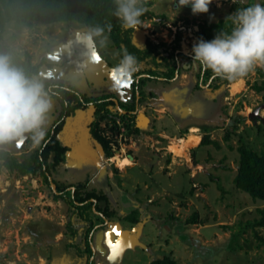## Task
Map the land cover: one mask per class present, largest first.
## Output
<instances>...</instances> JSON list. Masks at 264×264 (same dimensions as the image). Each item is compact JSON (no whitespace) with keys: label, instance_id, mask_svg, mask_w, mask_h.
Here are the masks:
<instances>
[{"label":"rangeland","instance_id":"obj_1","mask_svg":"<svg viewBox=\"0 0 264 264\" xmlns=\"http://www.w3.org/2000/svg\"><path fill=\"white\" fill-rule=\"evenodd\" d=\"M118 1L120 5L124 2L131 5L147 3L148 10L167 18L166 25L181 18L214 24L226 20L238 9L234 0ZM157 27H160V37L169 34L163 24L158 23ZM249 34L255 40L252 30ZM184 35V50L190 54L196 49L193 47L196 39L191 31H185ZM171 37L168 35L166 40ZM109 41L107 35L97 28L78 23L70 26L64 23H38L32 29L10 23L4 32L0 57L9 52L21 58L29 54L32 63L40 65L39 74L35 77L39 83L65 84L84 94L95 95L99 87L107 90L110 86L112 90L120 84L119 80H115V83H110L109 79L99 81L100 76L96 75L99 66L102 67L98 51L100 49L99 52L107 55ZM256 42L248 67L243 68L229 86L225 85L220 96L223 117L228 125L237 116L243 118L235 126L237 134L230 141L225 140L226 128L210 121L221 112L220 105L213 102L197 101L191 108H184L187 115L192 109L194 116L189 121L199 127H192L188 136V131L184 130V119V127L177 131L171 119L161 118L160 114L149 111L159 119L152 127L153 131L147 135V141L151 140V144L155 145L158 137H164L161 140L163 146L168 144L173 151L171 170L164 168V159L152 168L143 162L142 171L127 168L133 166L132 158L117 155L115 161L118 167L127 169L115 177L113 175L114 184L110 186L105 173L107 166L92 158L97 157L93 154L92 138L85 127L93 117V110L80 109L74 122L67 121L61 140L72 151L68 153V165L58 168L60 171H55L51 179L62 187L89 180L92 185L82 188L84 194L90 193L94 187L106 191L107 194L102 196L111 197L113 203L107 204L115 214L105 223L107 225L98 229V237L95 236L93 240L94 247L91 246L93 252L95 248V252L99 253L98 263L150 264L169 256L179 264H264V228L252 227L254 221L261 218L258 211L264 208V203L253 201L249 194L238 190L234 184L239 167V146L247 144L257 152L264 151L263 93L254 89L255 85H264V77L260 74L264 70V56L258 55V51L264 48V41L258 42L256 39ZM84 50L88 58L96 63L95 71L92 70L93 66L82 65ZM116 53L111 58L115 64L118 60ZM227 54L228 51L222 52L217 46L212 48L211 64ZM184 66L189 67L187 63ZM188 74L191 84L184 87H192L196 81L192 73ZM155 81L148 82L151 90L162 95L163 101H172L179 89L177 83L167 85ZM204 90L210 91L207 87ZM61 108L59 102L48 93L37 97L0 81V129L10 130L0 150L15 155L20 161L31 156L40 148ZM230 128L234 129L232 126ZM79 130H82L81 134ZM208 133L212 140L220 144V149L209 145L193 150ZM141 144L142 148L150 145L149 142ZM133 146L123 147L130 155ZM189 148L195 152L196 160L201 164L191 169H188L183 158ZM139 152L142 155L147 153L145 156L150 161L151 153H154L153 150L145 152L144 149ZM202 164L208 167L203 169ZM103 168L107 170L102 171ZM62 180H70L71 183L66 185ZM119 189H127L125 191L130 199L124 195L119 201ZM139 191V195L135 194ZM55 192L56 185L48 184L43 176L19 178L0 162V264H61L62 261L64 264H76L74 259L68 258L74 252L66 253L67 259H62L60 253H63L61 250L66 248L67 243H73L75 247L82 245L84 224L68 211L64 202L54 199ZM149 199L152 203L147 202ZM195 213L198 214V223L189 221ZM72 222H75L77 229L82 228L77 238L71 230ZM67 225V233H56L59 230L56 228ZM62 237L64 240H61ZM52 255L55 258L51 260ZM80 262L83 264L86 260Z\"/></svg>","mask_w":264,"mask_h":264},{"label":"flooded vegetation","instance_id":"obj_2","mask_svg":"<svg viewBox=\"0 0 264 264\" xmlns=\"http://www.w3.org/2000/svg\"><path fill=\"white\" fill-rule=\"evenodd\" d=\"M234 1L238 5L237 0ZM256 2H257L256 3L257 12L259 13L258 19L244 20L241 23L237 22L238 34L240 35L241 39H243L241 51H242V55L245 58V62L237 65V67H235V69L232 71V74L225 75V78L232 77L234 80L236 76H239L242 69L248 67L247 64L250 63L251 59L253 58V54L255 52L254 43H257L256 39L258 42L264 41V33H263L264 18L262 14L263 8L261 7V10L259 12L258 3H260V1H256ZM238 13H239V5L234 15L228 17L224 21L222 20L214 24H209L206 21H196V20H191L189 18H181L178 21H172L170 24L168 23V25H166L168 21L167 18L163 15H157L156 13L155 14L157 15V17L152 19H148V20L137 19L136 21L126 22L123 29L125 31L127 30L131 31L129 34L130 42L134 47H136L138 51L137 50L134 51V49H131V51L127 50V46L124 45H122V48L120 49L119 46L115 44V42H113L106 33H104L111 40L109 41L110 50L107 52V55H103L101 52H99L100 51L99 49L98 55L101 57V62H102V67L101 66L99 67L101 68L102 71L100 70V68H98V70L96 71V75L100 76L99 81H106L109 79L110 83H115V80H119L120 84L114 87L112 90L110 86L106 88L107 90H103L102 88L99 87L98 90H96L95 95L94 94L88 95L82 93L81 91H78L74 87L65 84L46 82L48 84L47 93L57 102H59V105L62 108L59 114L57 115L56 120L53 122L49 130L46 132L44 141L42 142L40 148H38L36 151L40 150L45 143L49 142V140L47 139L48 134L51 133L52 135H55V129H58L57 127H60L62 125L61 130H59V133H57L56 137L60 140L61 145L66 147V151L64 154L65 159L64 162L57 167L56 171L58 170V168L62 169L63 166H67L68 165L67 158L69 155L68 153H71L72 148L65 145L62 142L61 133L64 130L68 120H70L69 122H74L76 120L75 118L78 115L77 114L78 110L92 109L93 117L91 121L87 124V126H85L90 138H92L91 144L93 145V149H92L93 154H95L97 157L94 158L93 156L92 158L96 162L104 163L105 166H107L108 171H106L105 173H106V177L107 178L109 177L110 186L114 184L113 178L115 177V175L124 171L127 168H132L142 171L143 169L141 170L142 168L141 166L143 162L145 163V165L152 168L153 166H155V163L157 162L161 163V161L164 159L166 163V167L164 168L171 170L170 165L172 164V160L170 157L172 156L173 151L170 149V145L166 144L165 146H163L161 140L164 137H158L156 139L157 144L155 145L151 144L152 142L151 140L147 141V135L153 131L152 127H154V125L156 124V120L159 119L156 116L153 117L149 111L155 112L156 115L160 114L159 116L161 118L171 119L177 131L181 128V126L184 127V124H182V119H184L185 120L184 130L188 131V134H186V136L190 134V130L192 127H198V125H194L192 122L189 121L190 117L194 116L192 114L193 113L192 109H190L191 112L188 113L189 115H187L186 110H184V108L185 107L191 108L192 104L196 103L197 101L198 103L208 101L209 103L213 102L215 105L218 106L220 105L221 112L218 114L221 115V117H216L218 115L216 114L214 119L210 121L217 122L218 119L222 120L224 116V111H223V105L220 102L221 100L220 96L221 94L223 95V89L225 88V85L229 86L230 83L225 84L220 89H216L213 88L215 84L214 79L205 82V76L208 72L207 70L210 69L212 70L215 65L218 64L223 65L225 63L232 62V60H230L229 57L233 55L234 46L236 44L228 45L227 43L220 44L219 42H215L212 45H205V44L203 45L202 43L199 42L200 38L199 36H197L196 33L197 31H199V27L198 26L193 27L190 24H192L193 22H198L201 24L207 23V25L213 26L219 24L220 22L226 23L229 18L231 17L234 18L235 16H237ZM247 21L255 23L257 25V28L255 29L252 26L245 27ZM158 23L163 24L165 26L164 28H166V31L169 33L168 35L172 36L171 37L172 39L166 40L168 35L167 36L164 35V37L159 36L160 35L159 32L161 31L158 30L160 29V27H157ZM70 25L71 24H68V26ZM177 28L181 31V35H178V32H176ZM196 28H198V30H196ZM251 30L255 33L254 34L255 40H252V37H250L249 33ZM185 31H191L193 33L194 39H196L193 45V47H196V49L193 52L191 51L190 54L186 53L184 50V46L186 44L185 43L186 36L184 35ZM179 37L181 38L179 40V46H177V49L175 50V54L176 55L182 54L186 58H181L180 56L177 57L179 59V63H178L179 69L174 72L173 78L159 76L158 74L162 72L169 74L172 68L171 64L169 63L170 60H168L167 58L168 53L164 51V49L166 48L165 45L168 47L170 46L175 47L176 46L175 42ZM247 45L253 49L251 53H250V49L247 52L245 51V46ZM149 46H151L152 49L156 48V51H158L159 53H156L154 50V52H152L153 54L151 53L150 55H148L149 51L152 50L149 48ZM216 46L219 47L220 51L222 52L228 51L229 54L221 56L220 60L212 65L210 61V54L212 48ZM261 51L262 49L258 51V55L264 56V54H261ZM248 52L250 53L249 55ZM82 53H83V58L81 59L82 65L89 68L93 66L92 70L95 71L96 69L95 66H97L95 65L96 63H94V61L92 62V60L88 58L89 56L85 50ZM114 53H116L118 56V60H116L117 61L116 64L114 63V61L111 60L112 54ZM154 61H156V63ZM185 63L189 65L188 68L184 66ZM52 67L53 66L51 65V68ZM92 70H90L91 73H93ZM236 70H238V72H235ZM184 73L186 74L192 73V75L196 78V81L194 82L195 84L192 85V87L191 86L184 87L186 85L184 86L178 85V82ZM216 76L218 75H215L213 78H215ZM151 80L154 81L156 80L155 82L157 83L163 82L167 85H172L177 83L179 89L177 90V93L174 95L173 100L163 101L162 95L157 94L158 92L156 93L152 91L153 89L151 90V87L148 85V82ZM188 84H191V81H189ZM57 87H60L63 90L77 96L78 101L71 102L70 104L71 106H76V109H74L73 114H68L64 109V105H62V103L54 95L51 94V91ZM205 87H207L208 90L210 91L207 92L206 90H204ZM42 94L44 93H41L39 96H41ZM148 95H150V98ZM154 95H156L157 97H155ZM149 100H151V102H148ZM66 104L69 105V103L65 102V106ZM144 117H147L148 121H146ZM84 125H86L85 122ZM81 131L82 130H79L78 132L81 134ZM99 137H101L103 141H101ZM141 142L143 144L144 142H149L150 145L142 148ZM124 145L125 147L129 145H134L133 146L134 148L132 147V149H130V151H132V154L130 155L127 154V151L124 150L123 147ZM198 148H203L201 142L199 143L198 147L193 150H196ZM141 149H144L145 152H150L153 150L154 153H151V161L150 159L146 158L145 155L147 153H143L144 155H142L139 152V150ZM193 150L189 148L185 153H186V157L188 156L190 158L192 165L196 167L197 165H201V164L197 162L196 155H194L195 152ZM36 151L33 154H35ZM117 155H119L122 158L124 157L132 158L133 166L127 167L124 170L120 169L115 161ZM12 156L16 157L15 155ZM186 157L185 155H183L185 164L188 167V169H191ZM202 166H204L205 168L208 167L207 164H202ZM111 168H113V171H111L112 170ZM105 169L106 168H103L102 171H105ZM59 171L60 170H58V172ZM53 173L55 172H52L48 176V181L46 180L45 181L50 185H56L57 192L54 193V199L56 201L64 202L68 206V211L72 212L73 216L76 217V219L81 220L84 224L82 230L83 232L81 231L84 235L81 243L84 246V248H82V245L79 247L77 246L75 247L73 243H67L65 244L66 248L61 250V252L63 253H60L61 254L60 257H63L62 259L64 258L67 259L66 257L68 256L66 255V253L74 252V255L68 258L74 259L75 260L74 262H76V264L78 263L81 264L80 262L81 260H86V262L83 264H100L98 263L100 259L99 253L95 252V248L93 252L91 246H93L95 243L93 240L94 237L97 236L96 232L98 231V229H101L100 227L102 226L104 227V225H107L105 223L108 222L115 214L112 210L109 209V205L107 204V202H109V204L113 203L111 197H109V195H108L109 198L102 196V194H107L106 191L93 187L92 191L88 194L92 193L96 197L89 198L88 200L85 201V203L77 202L78 205H83L89 202H93L94 203L93 212L95 213V215L103 219L102 222H98L94 226V228L90 231L89 228L91 226L83 220V216H82L83 213L77 211L75 207H72L70 205L69 203L70 199L66 193L71 191L72 198H74L76 192H81L83 194V197H86L87 194L83 193L82 188L84 186H91L92 184L90 183L89 180H86L77 183L72 182L73 185L68 186L67 184L71 183V181L62 180V183L67 185V187H62L59 182L51 179ZM28 176H34V175H27L20 178H25ZM129 177L132 180L131 176ZM121 189H119L120 190L119 201H122L123 196L127 195L125 191L127 189H123V190ZM141 191L136 192L135 194L139 195ZM113 193H115V189L113 190ZM56 196H58V199L56 198ZM128 197L130 199V196ZM147 202L152 203L150 199ZM97 205L98 207L101 208V210L99 211L96 210ZM70 224L72 227L71 228L72 233L75 232L74 237L80 235L79 233H81L80 230L82 228L79 227V229H77L74 226L75 222H72ZM56 229L57 230L59 229L58 232H56L57 234L59 233V235H63L64 233H67L69 231L68 225L65 228L62 227ZM62 238L63 239L61 240H64V237ZM87 244L91 248L92 251L91 255L88 252H86ZM50 257L51 260L55 258L53 255ZM61 264H64L63 261L61 262Z\"/></svg>","mask_w":264,"mask_h":264},{"label":"trees","instance_id":"obj_3","mask_svg":"<svg viewBox=\"0 0 264 264\" xmlns=\"http://www.w3.org/2000/svg\"><path fill=\"white\" fill-rule=\"evenodd\" d=\"M256 1H260L264 18V0H237L239 13L234 18H229L226 23L220 22L213 26L198 22L190 24L193 27H199V31L196 33L200 38L199 42L203 45H212L215 42H219L220 44L227 43L228 45L236 44L234 46L233 55L229 57L232 62L223 65L218 64L215 65L212 70H207L205 82L214 79L215 84L213 88L220 89L225 84L231 83L233 78H225V75H231L237 65L245 62V58L241 51L243 39H241L238 34L237 22L241 23L244 20L258 19L259 13L257 12ZM147 7V3L131 5L129 2H124V4L120 5L118 0H0V48L3 46L4 32L10 23H14L17 27L29 29L34 28L38 23L46 25L78 23L97 28L101 32L106 33L120 49L122 45H124L127 46V50L131 51V49H134L135 51L137 50L136 47L130 42L129 34L131 31H125L123 28L125 23L129 21H136L137 19L148 20L157 17V15L153 11L148 10ZM251 26L255 29L257 28L255 23L247 21L245 27ZM176 30L178 35H181V31L178 28ZM180 38L181 37L176 40L175 47H168L165 45L166 48L164 51L168 53L167 58L170 60L169 63L172 68L169 74L162 72L158 74L159 76L173 78L174 72L179 69V59L177 57L186 58L182 54H175V50L177 46H179ZM149 48L152 49L151 46H149ZM249 49L251 53L253 49L248 45L245 46L246 52L249 51ZM154 50L156 53H159L156 51V48H154L149 51L148 55L154 52ZM250 53L248 52V55ZM261 54H264L263 48ZM154 62L156 63V61ZM39 69L40 65H34L29 54H26L25 58H21L16 53L9 52L0 57V81L8 82L12 87L20 88L24 93L35 94L37 97L41 93L48 92L47 83H39L35 80V76L39 74ZM2 70L6 71L3 72ZM238 70L235 72H238ZM260 74L264 77V70L260 71ZM215 75L218 76L213 78ZM254 89L257 92L263 93L264 100V85H255ZM51 94L64 105V109L68 114L74 113L76 106H71L70 104L71 102L78 101L76 95L60 87L54 88ZM65 102L69 103V105L66 104L65 106ZM216 117H221V115L218 114ZM242 119V117L237 116L230 125H228L224 117L222 120L216 119L217 125L226 128V141H230L232 136L237 134L235 126ZM230 126L234 127V129L232 130ZM61 127L62 125L57 127L58 129H55V135L49 133L47 136L49 142L45 143L40 150L36 151V153L29 158L20 161L9 152L0 150V162H3L4 166L19 178L27 175L37 176L40 174L48 181V176L52 172H55L57 167L63 163L65 159L64 154L66 147L62 146L60 140L56 137ZM9 134V129H0V145ZM99 139L103 141L101 137H99ZM201 145H214L217 149H220V144L212 140L209 133L203 137ZM238 152L240 158L237 175L234 179L235 187L249 194L253 201H261L264 203V151L257 152L251 149L247 144H242L239 146ZM219 188L224 191L222 187L219 186ZM66 194L70 199V205L75 207L77 211L83 213V220L91 226L89 228L90 231L98 222L103 221L101 217L95 215L93 212V202L83 205L77 204V202L85 203L89 198L96 197L94 194H87L86 197H83L81 192H76L74 198H72L71 191ZM56 198L58 199V196H56ZM96 210L99 211L101 208L97 205ZM258 212L261 214V218L255 220L252 227L264 228V208ZM197 217L198 214L195 213L193 218L189 221L198 223ZM86 252L90 255L92 253L88 244ZM150 264L179 263L173 258L165 256L162 259L152 261Z\"/></svg>","mask_w":264,"mask_h":264},{"label":"crops","instance_id":"obj_4","mask_svg":"<svg viewBox=\"0 0 264 264\" xmlns=\"http://www.w3.org/2000/svg\"><path fill=\"white\" fill-rule=\"evenodd\" d=\"M188 78H189L188 74L184 73L182 75L181 79L179 80L178 85L179 86H184V85L188 84L189 83V81H188L189 79ZM148 96L150 98V95H148ZM154 96L157 97L156 95H154ZM149 102H151V100H149Z\"/></svg>","mask_w":264,"mask_h":264},{"label":"water","instance_id":"obj_5","mask_svg":"<svg viewBox=\"0 0 264 264\" xmlns=\"http://www.w3.org/2000/svg\"><path fill=\"white\" fill-rule=\"evenodd\" d=\"M196 30H198V28H196ZM144 118H145L146 121H148V118H147V117H144ZM184 155H185V157H186V153H185ZM186 159H187V161H188V163H189V166H190L191 168H193L194 166L192 165V163H191V161H190V158L187 156ZM197 166H199V165H197ZM204 168H205V167L203 166V169H204Z\"/></svg>","mask_w":264,"mask_h":264}]
</instances>
